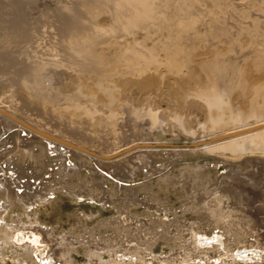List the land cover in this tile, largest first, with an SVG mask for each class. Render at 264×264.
<instances>
[{"label": "bare ground", "instance_id": "obj_1", "mask_svg": "<svg viewBox=\"0 0 264 264\" xmlns=\"http://www.w3.org/2000/svg\"><path fill=\"white\" fill-rule=\"evenodd\" d=\"M8 1L11 15L0 22V125L38 134L47 143L39 144L41 153L48 144L59 141L100 159L111 157L55 137L18 115L33 116L32 110L51 107V112L59 117L68 113L95 122L101 109L116 102L119 111L135 127L134 132L140 134L142 142L133 146H156L149 139L152 130L162 123L159 111L126 97L122 100L121 92L129 84L148 87L152 80L150 72L163 76L160 67L171 74L190 68L203 43L210 57L205 65L209 79L202 87L187 91L182 99L177 97L178 101L171 103L175 109L172 119L183 132L197 139L192 147L245 157L240 163L250 162L264 168V16L259 14L264 0H245L254 14L246 8L239 10L245 22L234 29L212 22L211 32L206 29L204 33L191 16L194 0H73L50 22H24L19 15L20 0ZM211 1L216 9L224 8V0ZM100 13L108 14L111 21L108 25L97 22ZM213 17V21L218 19ZM231 89H237L246 98V110L231 101ZM192 105L207 109L209 125L200 122L197 127L199 132L206 133L197 135L196 129L186 128L184 115ZM117 113L111 110L109 117L114 118ZM16 130L12 132L17 137L16 153L22 154L30 143ZM10 141V135L0 137V157L9 152L5 144ZM4 185L0 183L1 255L3 250L14 247L16 264H74L73 253H78V245L54 237L51 227L37 219L20 221V215L11 223L6 221V212L13 206L30 209L47 199L48 193L44 197L37 192L30 195L25 190L27 183L13 179L7 189ZM72 195L81 196L76 190ZM121 223L128 225L130 219L123 214ZM120 230L125 236L124 226ZM218 230L212 234L192 230L179 249L184 257L168 260L161 257L156 264H264V246H238L233 253L229 236L226 239ZM134 245L125 239L115 247H106L107 259L102 251L90 249L86 264H154Z\"/></svg>", "mask_w": 264, "mask_h": 264}, {"label": "rangeland", "instance_id": "obj_2", "mask_svg": "<svg viewBox=\"0 0 264 264\" xmlns=\"http://www.w3.org/2000/svg\"><path fill=\"white\" fill-rule=\"evenodd\" d=\"M70 1L73 0H20L19 15L24 22H50ZM198 1L194 0L191 16L203 33L206 29L211 32L212 22L234 29L245 22L239 14L241 9L254 14L245 0L244 3L224 0L223 9H216L211 0ZM10 2L0 0V22L11 15ZM259 14L264 16V7ZM212 15L218 19L213 21ZM106 16L100 13L97 22L108 25L111 21ZM205 52L200 43L190 68L171 74L160 67L163 76L150 72L152 80L148 87L129 84L121 92L122 100L126 97L159 111L162 123L152 130L149 139L156 146H133L142 140L134 132L128 116L119 111V102L101 109L95 122L68 113L59 117L51 112V107L32 110L33 116L18 115L55 137L96 154L111 155L105 159L61 145L59 141L48 144L41 153L39 144L47 143L38 134L0 125V137L10 135L11 140L5 144L9 152L0 157V183L7 189L13 179L27 183L25 190L30 195L37 192L44 197L48 193L47 199L30 209L13 206L6 212V221L11 223L20 215V221L28 223L37 219L51 227L54 237L66 244L78 245V253H73L74 264L89 262L87 252L94 248L102 251L103 258L107 259L105 248L115 247L125 239H130L134 248L138 247L144 258L154 264L161 257L167 260L184 257L179 249L192 230L212 234L219 229L226 239L229 236L233 253L238 246H264V168L250 162L240 163L245 157L192 147L197 139L183 132L172 119L171 103L178 101L177 97L182 99L187 91L202 87L209 79L205 65L210 57ZM231 94V101L246 110V98L237 89H231ZM111 110L118 112L114 118L109 117ZM208 116L205 107L192 105L184 115L186 128L197 130L200 122L209 125ZM14 130L30 143L23 155L16 153ZM197 132V135L206 133ZM10 155L13 157L7 159ZM74 190L81 196L72 195ZM123 214L130 219V224L121 223ZM121 226L126 229L125 236L121 235ZM210 255L216 256L214 252ZM16 260L14 247L0 253V264H16Z\"/></svg>", "mask_w": 264, "mask_h": 264}]
</instances>
